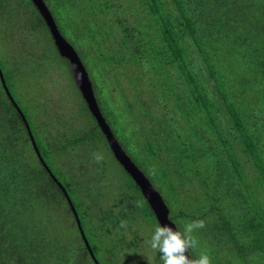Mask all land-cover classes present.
Masks as SVG:
<instances>
[{"label":"trees","instance_id":"obj_1","mask_svg":"<svg viewBox=\"0 0 264 264\" xmlns=\"http://www.w3.org/2000/svg\"><path fill=\"white\" fill-rule=\"evenodd\" d=\"M43 1L88 64L92 91L116 140L159 191L178 231L205 221L193 233L191 257L207 253L212 264H264V0ZM0 29L6 44L0 69L9 93L25 75L38 78L30 80L38 83L36 91L44 81L60 86L58 52L30 0H0ZM4 92L0 81V264H95ZM11 95L62 185L49 163L55 148L87 153L89 174L79 171L73 187H63L99 264H152L160 255L149 245L158 223L92 116V125L84 123L82 97L85 110L77 108L75 116L67 105L59 108L68 113L61 124L71 123V135L53 144L44 141L43 125L55 115L48 96L34 103L45 116L33 119L38 129H32ZM117 98L119 110L110 105ZM103 147L125 175L109 181L115 186L106 205L94 198L105 174L92 154ZM90 174L93 185L82 180ZM139 249L152 259L136 255Z\"/></svg>","mask_w":264,"mask_h":264},{"label":"rangeland","instance_id":"obj_2","mask_svg":"<svg viewBox=\"0 0 264 264\" xmlns=\"http://www.w3.org/2000/svg\"><path fill=\"white\" fill-rule=\"evenodd\" d=\"M1 30L2 29H0V59H3V57L4 58L6 57V44H5V39L3 38V35L1 33ZM56 56L57 58L56 57H53V58L56 60L58 64H60L61 70H59L60 72L56 74L55 78H57L60 86H62V88L64 89L63 92L65 93L59 92L60 95L58 96L57 90L60 86L55 87L54 85H50L48 82H45V81L41 83L39 91H36L33 87L37 86L38 83L32 86L31 81L34 82V78L38 82L39 80L37 77H35L34 74L25 75L24 77H21L18 81L15 82V84L11 86L12 88L11 93L13 94L15 99L18 101L19 105L22 107L25 114L28 116L29 121L33 123L32 129L34 128L38 129V124H34L33 119H37L39 121L40 117L43 118L45 116L44 111L40 107L38 108V106L34 105V103H39V100L43 102V100H45V98L48 96L46 101L52 104V107L55 110L52 112L55 113V115L50 114L52 121L50 122L49 125L47 126L43 124L42 125L44 127V133L47 135L44 141L47 143H53V144L60 143V141L63 138L71 135V129H70L71 123H69L68 121L67 125L62 126L61 124V121L65 119L68 120L67 118L68 113L67 114L63 113V111L59 108L61 106L64 107V105H67L69 107L70 113H72V115L75 116V113L77 112L76 110L77 108L84 109L85 107L81 100V94L78 91L75 85V82L72 78L71 72L69 70V66L67 65L65 61H63L62 59L58 57V54H56ZM83 65L85 66V68L86 66L88 68V64L85 61H83ZM87 68L86 70L88 72L89 68L88 69ZM23 69H24V66H21V68L18 70V73H21ZM64 96L66 97V100L62 101L64 99ZM59 101H61V104ZM110 105L113 109L119 110L120 107L122 106V102H120L119 98H117L115 101L111 100ZM84 114H85L83 116L84 123L86 125H92L93 121L90 118L91 116H90L89 111L85 110ZM117 119L119 121V117H117ZM40 121H41L40 123L45 122L44 119H40ZM80 121L81 120L79 118V119H76L74 123H79ZM57 149L58 148H55L54 150L55 157L53 156L52 159L49 160V163L51 164L56 175L60 178L63 185L67 189H70L71 187H73L74 179L79 174V171L82 172V170H86L87 173L89 174V170L85 167V165L91 164V162L87 161L88 160L86 156L87 153H83L84 152L83 148L74 147V148H68V149H63V150L59 149L58 151ZM97 152L102 154L104 157L103 161L98 165L102 166L105 177H102L99 180L101 185L99 186V188L96 189L97 193L94 196V198L96 197L97 199V201L95 200L96 202L100 204L103 203L104 205H106V203L111 202L112 201L111 198H113V196H109L108 194L111 191L109 190L111 187L110 184L114 182H109V181L114 176H116V179H125V175L120 170L116 161H113L111 154L105 147L101 148L100 151L98 150ZM62 165L65 168L64 171L62 170ZM248 169L249 168L247 167V170ZM71 174L74 176L73 177L70 176ZM97 175L98 174H96L95 176ZM92 178L93 176H91L90 174V175L83 176L82 180L83 182L85 181L86 184H92L91 183L93 181ZM79 179H80V175H79ZM112 186L114 187L115 183L112 184ZM86 197H87L86 193L81 192L79 199L84 200ZM87 202L90 203V199H88ZM90 228H92V226H89L88 230L85 229V232L89 233ZM71 234L74 236L76 235L75 231H71ZM144 250L145 251H141L139 249L135 253L136 255L140 253L141 257L147 256V254H149V259H152V253L147 249H144ZM96 254L98 255L100 259L101 253L99 251H96ZM153 256H154V261L151 262L152 264H162V261L160 260L158 255L154 254ZM124 263H125L124 259H121V261L117 262V264H124Z\"/></svg>","mask_w":264,"mask_h":264},{"label":"water","instance_id":"obj_3","mask_svg":"<svg viewBox=\"0 0 264 264\" xmlns=\"http://www.w3.org/2000/svg\"><path fill=\"white\" fill-rule=\"evenodd\" d=\"M30 1L38 11L41 18L43 19L46 27L48 28L49 33L53 40L52 42L54 43V46L58 54L68 61L72 71V77L75 82V85L78 91L80 92L81 97L84 100L90 115L95 120L96 125L98 126L100 132L103 134L105 138L104 140L107 142V145L111 150L115 160L123 168V170L130 176L132 181L138 187V190L140 191L142 197L146 200L147 204L149 205V208L151 209L158 225L172 224L174 230H178L174 222L169 218V208L166 205L159 191L157 189H154L149 179L135 165V163L131 160V158L126 154L124 149L121 147L118 140H116V137L111 131L109 124L106 122L104 116L102 115L94 91H92L93 86L89 74L85 66L83 65L78 53L76 52L74 47L69 42H67L66 38L58 30L56 23L53 19V16L50 10L48 9V7L46 6V4L44 3V1L43 0H30ZM0 81L5 91L4 93L6 94L7 98L9 99V101L11 102V104L13 105V107L18 112L21 118V121L27 131L28 138L31 142L32 148L36 156L38 157L39 161L41 162V165L47 170L48 174L51 176L53 181L60 188V191L64 194L68 206L70 208V211L73 215L74 221L76 222L79 234L82 238V241L84 242V245L91 259L95 264H99L91 247L89 246L88 241H86L87 239L82 229L78 214L75 210L73 203L71 202L69 195L67 194V192H65V188L63 187V185L52 174V172L50 171V169L42 159L40 155V151L33 137V134L30 130L29 124L23 112L21 111L17 103L14 101L11 93H9L1 69H0ZM188 255L191 257L190 253H188Z\"/></svg>","mask_w":264,"mask_h":264},{"label":"clouds","instance_id":"obj_4","mask_svg":"<svg viewBox=\"0 0 264 264\" xmlns=\"http://www.w3.org/2000/svg\"><path fill=\"white\" fill-rule=\"evenodd\" d=\"M103 158V155L98 152L92 154L93 162L96 164H100ZM119 227L126 228L127 221L121 220ZM204 227L203 219L192 220L185 226L183 232L174 230L172 224H159L149 240V245L151 249L160 254L162 264H212L211 257L207 253H202L196 259L188 255L189 250L195 249L197 245L193 236L194 231Z\"/></svg>","mask_w":264,"mask_h":264},{"label":"flooded vegetation","instance_id":"obj_5","mask_svg":"<svg viewBox=\"0 0 264 264\" xmlns=\"http://www.w3.org/2000/svg\"><path fill=\"white\" fill-rule=\"evenodd\" d=\"M116 220H118V218H116ZM156 220V219H155Z\"/></svg>","mask_w":264,"mask_h":264}]
</instances>
